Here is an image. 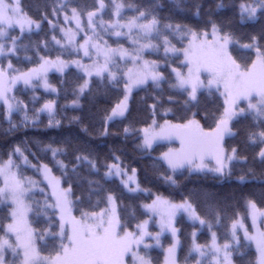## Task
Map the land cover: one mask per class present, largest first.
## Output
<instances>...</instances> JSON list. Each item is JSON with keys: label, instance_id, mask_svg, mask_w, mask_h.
<instances>
[{"label": "snow or ice", "instance_id": "snow-or-ice-1", "mask_svg": "<svg viewBox=\"0 0 264 264\" xmlns=\"http://www.w3.org/2000/svg\"><path fill=\"white\" fill-rule=\"evenodd\" d=\"M176 6L195 21L127 0H51L34 18L21 0H0V115L8 131L35 128L41 114L47 128L64 127L56 100L35 107L40 88L71 92L73 109L117 90L122 98L102 114L103 136L135 137V150L153 160L145 180L180 196L145 188L142 170L115 147L102 158L72 139L36 141L47 162L33 164L29 155L37 153L16 145L0 158V264H156L155 248L163 264H264V0H218L215 11L203 0ZM237 23L252 31L239 35ZM50 73H59L60 88ZM19 85L32 91L31 101L18 97ZM139 91L151 93V123L137 129L125 122ZM117 123L122 132H110ZM163 143L167 150L152 157ZM28 167L41 179L26 175ZM192 177L259 182L260 201L249 196L242 215L217 192L182 190L181 180ZM141 197L145 202L123 203ZM185 218L187 245L178 227ZM203 229L209 238L202 243ZM162 237H170L166 248Z\"/></svg>", "mask_w": 264, "mask_h": 264}, {"label": "trees", "instance_id": "trees-1", "mask_svg": "<svg viewBox=\"0 0 264 264\" xmlns=\"http://www.w3.org/2000/svg\"><path fill=\"white\" fill-rule=\"evenodd\" d=\"M51 0H21L22 5L24 6L25 12L31 15L34 18H39L43 14V9L46 4H49ZM129 3H134L136 5H149L157 4L162 5L159 10V15L164 18H173L174 20L182 23H193L195 21L194 17H191L186 10L183 8H178L176 6L177 0H127ZM189 2V0H180L181 5ZM205 4V10L209 7L214 9V4L218 0H203ZM234 0H224V3L227 6H231ZM224 14L231 16L232 13L226 7L222 10ZM130 14V13H129ZM206 18V17H205ZM238 22V17L236 18ZM237 32L239 35H244L252 31L251 27L247 24L239 25L237 23ZM153 58V57H151ZM71 72H75V69H71ZM72 77L69 76V79ZM59 73H50L49 80L50 82L60 88L59 84ZM17 95L19 98L26 101H31L33 93L31 90H25L23 85L18 86ZM36 96L41 97L39 103L35 107H39L44 100L52 99L57 101V118L63 119L64 127L61 129H49L47 128V115L41 114V123H39L35 128L29 127L27 130L20 128L15 132L8 131L9 125L6 119L0 115V158H6L5 153L10 152L16 145H20L21 148H27L31 153H37L36 157L29 155V160L35 164L38 162H47L46 159H43V153H40L36 147V141H41L43 143H49L52 140H63V139H72L84 144L89 149L94 152L100 153L103 158L106 156L110 149L113 147L118 148L123 153V158L126 163L131 164L133 167L141 169L138 173L139 179L143 182L145 188L151 189L153 193L159 191L161 194L167 196L170 193L173 197L179 200V191H174L173 189L168 188L162 182H158L155 179H152V182L145 180V174L147 173L148 177L152 178V166L153 160L147 156V154H141L135 150L136 138L130 137L127 141L124 140L123 136H108L104 137L102 134V114L104 109H110L115 103L122 98L120 93L117 90H113L107 96H101L96 98L82 99L81 104L82 108L73 109L71 106L72 95L71 92L65 94L64 91H60L59 96L55 93H47L42 88L38 89L35 93ZM151 93H146L145 91H139L134 93L133 98L130 101V115L128 121L125 123L133 125L135 128H143L151 123L150 112L146 110L145 100L148 104H151ZM33 105L29 103V108L31 109ZM32 113L29 112V115ZM73 116H79L82 118V124H71L69 125L68 121ZM20 116L17 115L14 117L15 122H19ZM171 118V114L169 116ZM159 119V117H158ZM83 127L88 128V133L85 134L81 129ZM123 125L117 123L115 125L109 126V131L112 133L122 132ZM237 141H229L226 146L234 145ZM167 149V144L163 143L157 147V150L153 152L152 157H156L160 154L161 151ZM26 154H28L26 152ZM48 159H50V154ZM239 168L237 167V172ZM26 175H31L36 178H40L39 174L34 172V169L28 167L25 170ZM59 175V173H57ZM181 184L184 186L182 190L191 189L193 187H204L210 191L217 192L221 197H228L230 204L237 209L242 215L244 213L245 201L249 196H253L258 202L260 201V193L262 191L259 182L249 183L247 185L239 184L236 182L235 177L230 182L220 183L213 181L210 177H192L190 179H182ZM116 187V185H112ZM119 195V191L117 192ZM39 199V196H37ZM145 202L144 198L141 197L140 200L132 201L127 198L124 199L123 203L125 205H130L133 203H142ZM149 202V201H147ZM200 210L205 211V205L200 203ZM249 223V220L247 221ZM183 231L184 242L187 245V237L192 231L190 222L185 218L179 225ZM221 231H223L221 229ZM200 242H205L209 238L207 229L202 230L200 233ZM169 242V237L166 238ZM186 251V250H185ZM251 252H255L254 246L251 248ZM152 257L156 264H160L163 260V251L161 249H153ZM185 252L180 253L181 260ZM251 258V257H250Z\"/></svg>", "mask_w": 264, "mask_h": 264}, {"label": "rangeland", "instance_id": "rangeland-1", "mask_svg": "<svg viewBox=\"0 0 264 264\" xmlns=\"http://www.w3.org/2000/svg\"><path fill=\"white\" fill-rule=\"evenodd\" d=\"M149 58H151V57H149ZM50 75V74H49ZM43 89V88H42ZM44 90V89H43ZM131 101V100H130ZM71 104V103H70ZM167 150V149H166ZM165 150V151H166ZM159 156V155H158ZM58 175V174H57ZM28 176H31V175H28ZM31 177H33V176H31ZM34 179H41V177L40 178H36V177H33ZM150 202V201H149ZM249 225L251 224V221H250V219H249V223H248ZM151 227V230H153V231H156V230H158L154 225H152V226H150ZM179 227V226H178ZM204 230V229H203ZM202 231V230H201ZM169 239H170V237H169ZM162 243H163V245H164V247L166 248L167 247V245H168V241H167V239L166 238H163L162 237ZM157 249H161V248H157ZM162 250V249H161ZM163 251V250H162ZM163 259H164V257H163ZM160 264H163V260H162V262L160 263Z\"/></svg>", "mask_w": 264, "mask_h": 264}]
</instances>
